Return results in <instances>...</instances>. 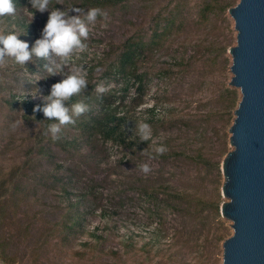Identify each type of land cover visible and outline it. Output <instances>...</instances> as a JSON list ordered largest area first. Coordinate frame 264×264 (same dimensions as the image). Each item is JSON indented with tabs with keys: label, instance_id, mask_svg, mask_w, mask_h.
I'll list each match as a JSON object with an SVG mask.
<instances>
[{
	"label": "trees",
	"instance_id": "1",
	"mask_svg": "<svg viewBox=\"0 0 264 264\" xmlns=\"http://www.w3.org/2000/svg\"><path fill=\"white\" fill-rule=\"evenodd\" d=\"M75 1H80L85 6L106 7L127 0ZM29 2L15 0L16 10L26 8ZM235 4L234 0H151L149 4H142L139 8V21L134 23V32L105 52V60H110L107 64V74L120 82L119 90L122 94L116 95L117 90L99 93L96 91V83L89 82L79 95L65 102L71 107L76 101H82L88 106V110L76 119L75 124L61 126V132L55 134V139L50 125L57 121L49 120L43 111H34V107L42 105L44 100L35 102L29 93L30 85L25 83L19 88L0 84V119L3 124V127H0V139H8L6 127L13 124L12 121L38 126L34 142L30 145L22 165L6 168L5 151L0 150L2 264H48L63 255L95 259L112 237H119L126 249V253L117 257L112 264H133L137 262V258L142 257L130 254L135 238L144 240L146 251L143 264H158L150 262V251L154 247L156 253L166 255L172 262L190 264V259L194 258V264H219L218 252L208 251L204 246L201 249L196 248L191 243L192 238L184 237L181 230L169 237L162 222H156V225L152 222L147 225L129 222L128 225V222L121 218L118 209L99 203L97 194L87 187L78 186L73 169L56 160L52 147L56 146L65 152L80 150L83 147L93 151L99 143L110 142L131 150L152 151L156 145L153 143V137L157 135L156 129L152 130L149 140L142 141L137 132V125L147 123L154 127L163 123L166 118L157 113L158 100L146 110L147 120H143L142 112L137 110L149 81L150 70L147 64L152 62L153 66L156 59L171 49L183 31L190 32L195 29L198 32L199 29H205L215 18L226 19V13ZM7 17L9 29L20 32L19 39L27 41L31 50L33 41L39 38L34 21L19 13ZM205 41V47L211 51L219 48L226 52L231 46L219 45L216 40L208 38ZM169 58H172L174 65H182L185 61L183 56ZM50 66L53 64L48 62L47 58L33 55L23 67L14 66L12 61L1 64L0 76L13 67L30 75L44 74ZM131 87L137 90L136 97H131L130 100L133 105L129 102L123 103ZM232 104L236 107L235 100ZM70 129L75 130V133L71 134ZM168 141L169 139H164L163 142L167 144ZM170 150V154L176 153L172 147ZM168 196V201H173L170 203L176 207L180 204H174L175 201L185 203L181 211L184 210L183 217H186L191 227L202 230L214 220L218 223L217 233L214 234L215 244L222 243L230 235L219 219L218 204L184 191H169ZM95 217H99L101 225H92L91 219ZM34 223L39 226L36 236L27 233ZM131 224L137 228L131 229ZM122 227L126 230L120 234ZM82 237L86 239L80 240ZM168 237L171 239L169 242ZM79 240L82 241L83 247L75 250L74 245ZM50 247L52 250H49Z\"/></svg>",
	"mask_w": 264,
	"mask_h": 264
},
{
	"label": "rangeland",
	"instance_id": "2",
	"mask_svg": "<svg viewBox=\"0 0 264 264\" xmlns=\"http://www.w3.org/2000/svg\"><path fill=\"white\" fill-rule=\"evenodd\" d=\"M150 1L147 0L145 3L142 0H127L100 7L108 15L106 18L98 17L90 26V34L86 42L88 48L76 60V63L85 66L88 81L96 83V87L103 85L106 90H117L118 96L122 94L119 90L120 82L107 74V64L110 60H105V52L110 47L123 42L134 32V23L139 21L140 6L149 4ZM73 4L84 9L91 7L75 0H51L50 7L64 9ZM50 11L51 8L44 12L34 10L29 2L26 8L16 10V13L27 15L34 21L40 38ZM76 14L70 12V15ZM8 25H10L8 17H0V29L10 30ZM206 28L199 29L198 32L195 29L190 32L183 31L171 49L156 59L153 66H151L152 62L147 64L150 70L149 81L145 94L142 96V103L137 110L142 112V119L147 120L146 110L158 100L157 113L164 115L166 119L154 127L148 125L151 132L153 129L157 131V135L153 137L155 147L158 145L166 147L167 150L163 155L150 159L152 151L131 150L110 142L99 143L93 151H89L87 147L70 152H65L56 146L52 149L58 162L73 169L78 186L87 187L97 194L99 203L118 209L121 218L128 222V225H130L129 222L142 225H147L149 222L156 225V222H162L169 237L181 230L184 237L192 238L193 246L200 249L204 246L208 251L218 252L220 257L221 243L218 245L214 243L218 223L214 220L211 225L208 224L202 230L191 227L186 217H183L184 210L181 211L185 203L175 201L174 204H180L176 207L170 203L173 201H168L169 191H184L218 204L219 210L223 204L219 160L226 148L229 125L235 117V107L232 102L235 100V105H238L240 90L228 83L232 77L229 70V51L223 52L219 48L215 51L208 50L205 47V40L208 38L216 40L219 45L233 46L234 22L227 12L226 19L215 18ZM170 56H183L184 64L174 65ZM47 60L52 64L59 62V58L54 55L47 57ZM11 61V58H5L2 64ZM68 72L69 67L66 66L62 73L50 74L46 71L44 74L30 75L13 67L0 76V84L21 88L28 83L30 94L34 89H39L33 97L37 102L48 94L54 83L65 78ZM127 94L123 103L129 102L133 105L130 100L131 97H136L137 90L131 87ZM12 122L13 124L6 127L8 139H0V150L5 151L6 168L22 165L38 130L36 124ZM0 127H3L1 119ZM69 132L74 134L75 130L70 129ZM164 139H169L167 144L163 142ZM171 147L176 153H169ZM145 163L151 169L148 173H144L140 167ZM38 188L42 189L39 186ZM144 190L153 194L146 193ZM49 198L52 199V196L49 195ZM219 219L231 235L229 220L221 213ZM91 223L101 225L99 217L92 218ZM131 226V229L137 228L134 224ZM32 227L27 233L36 236L39 233V226L34 223ZM125 230L126 228L122 227L119 233L122 234ZM169 237L167 242L171 240ZM85 239L86 237H82L80 240ZM80 240L75 243V250L83 247ZM134 241L130 254L134 253L142 257L137 258V262L133 264H143L146 251L145 245L143 246L144 240L135 238ZM154 248L150 251L151 263L181 264L172 262L166 255L156 253ZM49 250H52L51 247ZM123 253H126V249L120 238L112 237L104 244L103 252L95 259L63 255L52 263L112 264ZM130 254L128 253V256ZM190 262L194 264L195 259H190ZM24 264L29 263L24 262Z\"/></svg>",
	"mask_w": 264,
	"mask_h": 264
},
{
	"label": "water",
	"instance_id": "3",
	"mask_svg": "<svg viewBox=\"0 0 264 264\" xmlns=\"http://www.w3.org/2000/svg\"><path fill=\"white\" fill-rule=\"evenodd\" d=\"M235 2L228 10L235 32L228 83L240 98L219 160L220 213L231 228L220 264H264V0Z\"/></svg>",
	"mask_w": 264,
	"mask_h": 264
},
{
	"label": "clouds",
	"instance_id": "4",
	"mask_svg": "<svg viewBox=\"0 0 264 264\" xmlns=\"http://www.w3.org/2000/svg\"><path fill=\"white\" fill-rule=\"evenodd\" d=\"M30 3L32 9L39 12L51 8L42 29V35L36 39L34 46L29 50V43L19 39L20 32L14 29H0V64L5 61V58H11L14 66L23 67L33 55L43 58L54 55L59 58V62H54L53 66L48 67L50 74L62 73L66 66L69 67L65 78L54 83L50 94L43 96L44 103L34 107V111H43L49 120L57 121L50 125L55 139L57 138L55 134L61 132V126L75 124L76 119L88 110V106L82 101H76L71 107H68L65 102L79 95L89 84L85 66L76 63V60L88 48L86 42L89 38L90 26L98 17L106 18L108 14L100 7L84 9L74 4L64 9L50 7L51 0H30ZM70 12L77 14L70 15ZM15 13V0H0V17L14 16ZM96 91L104 93L106 88L103 85H97ZM38 92L39 89H34L33 97ZM137 132L142 141L151 138L150 126L147 123L138 124ZM166 150L164 145L154 147L150 159L163 155ZM140 167L144 173L151 171L147 163Z\"/></svg>",
	"mask_w": 264,
	"mask_h": 264
}]
</instances>
